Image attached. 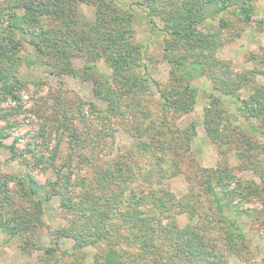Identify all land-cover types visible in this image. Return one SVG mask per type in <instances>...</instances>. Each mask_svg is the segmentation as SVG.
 Segmentation results:
<instances>
[{"label":"trees","instance_id":"16d2710c","mask_svg":"<svg viewBox=\"0 0 264 264\" xmlns=\"http://www.w3.org/2000/svg\"><path fill=\"white\" fill-rule=\"evenodd\" d=\"M252 2L4 0L0 3V106L7 105L0 107V151L4 149L7 160L17 161L24 169L17 175L4 172L0 166V231L8 241L15 240L20 252L28 256L36 253L34 264H85V251L90 248L94 249L93 264H224L223 256H215L204 246L205 238L199 227H190V221L202 197L212 199L219 215L234 200L258 199V188L264 191V171L258 174L262 178V186L258 187L254 181L240 180L229 168L198 175L197 170L187 166L188 181H194L188 194L177 197L169 189L154 188L155 173L170 175L185 162L195 163L189 159L188 151L196 131L192 125L179 130L174 123L172 130L165 116L150 112L143 105L142 97L153 95L150 87L154 81L144 73L147 68L142 46L136 42L134 23L140 12L148 20L150 33L158 31L163 35V53L178 83L176 88L172 85L164 91L154 82L163 111L187 112L192 103V90L187 82L194 72L206 76L214 87L228 94L230 87H237L231 93L241 103L238 114L247 123L246 129L233 126L223 117L216 98H211L204 114V128L212 143L236 151L242 167L256 170L261 162L253 153H264V88L255 87L248 98H240L237 90L248 91L252 85L250 78L231 76L227 68L215 61V48H210L219 37V30L227 28L228 23L221 19L218 28L206 26L224 11L238 12V21L249 25L254 10ZM83 3L94 9L93 19L80 12ZM25 41L33 48L35 59L20 56ZM72 59H81L83 66L74 68ZM99 61L110 73L96 70ZM21 62L28 67H51L57 74L90 81L93 96L100 105L91 104L85 117L81 100L75 115L69 112L61 94L52 105L41 96H30L32 107L27 112L42 123L33 132L34 138L41 142L36 143V148L28 140L17 148L18 139L14 138L11 145H2L17 126L14 118L23 113L26 84L17 76ZM254 71L264 73L261 69ZM126 112L131 116L126 117ZM74 118L84 126L77 128ZM88 119L97 120L99 127H89ZM117 120L129 122L127 129L132 142L124 152L120 150L106 161L102 155L114 139ZM65 135L67 149L62 150ZM165 165L170 169L164 171ZM49 169L52 178L46 174ZM36 173L46 176L43 182L36 178ZM54 198L66 224L50 234V245L43 246L40 230L45 225V204ZM169 209L187 215L189 223L178 227L174 217H166ZM235 209L238 212L237 206ZM243 211L244 216L256 219L254 208ZM234 226L238 240L243 241L244 229ZM62 239L71 243V251H59ZM227 239L233 242L234 237ZM230 242L226 244L233 247ZM131 248L138 254L130 252ZM63 257L70 261L62 262Z\"/></svg>","mask_w":264,"mask_h":264},{"label":"rangeland","instance_id":"374dc122","mask_svg":"<svg viewBox=\"0 0 264 264\" xmlns=\"http://www.w3.org/2000/svg\"><path fill=\"white\" fill-rule=\"evenodd\" d=\"M4 0H0L2 3ZM253 14L251 16L252 21L249 25H244L238 21V12L224 11L223 13L216 14V18L207 23V27L211 28L220 26V20L227 22V28L220 29V35L215 40V43L210 48L214 49V59L221 67L227 68L230 75L237 79L238 76H245L250 78L251 87L247 89L241 88L238 91L240 98H248L253 92L255 87L264 88V73L258 74L254 70L261 69L264 71V0H253ZM211 9V8H210ZM94 9H90L84 3L81 5L80 12L85 18L93 19ZM136 20L134 23L136 42L142 46L144 54L143 62L145 63L146 70L144 73L163 87L164 91L170 90L172 85L175 88L178 83L175 81V76L170 73L171 65L165 59L166 56L163 53V35L158 31L154 34L150 33V26L145 16H142L140 12L136 14ZM214 17V16H213ZM184 54V50H182ZM181 53V54H182ZM175 54V53H174ZM33 48L30 47L27 42L24 43V48L20 52L22 58H33ZM72 66L74 68H81L84 62L81 59H72ZM96 70L99 73H110V70L105 66L103 61L96 63ZM192 71H188V74ZM252 72L255 75H252ZM18 78L26 84V88L22 95L23 108L21 115L17 116L15 122L17 124L14 131L11 133V138L6 140L2 145H11L15 142L14 138L18 139L16 147H22L28 140L36 146V143L41 142L36 140L33 136L34 130L38 129L41 125L34 115L27 112L32 107L30 96L42 97L48 105H52L54 98L61 94L62 98H66L67 106L70 107L69 112L72 114H78L77 105L78 101L83 102L81 107L85 117L89 115L90 105L98 104V100L93 96L92 86L90 81H85L79 77H72L68 74H57L56 70L51 67L33 66L28 67L26 64H22L18 69ZM151 84L152 96L148 97L144 95L142 97L143 105L148 108L150 112H158L161 116H165L171 129L173 123L179 130L186 129L189 126H194L196 135L192 137L189 143V159L194 160V164L191 162H185L183 167L178 169L176 173L170 175H163L158 172L155 173L154 187L156 190L159 188L169 189L170 192L177 197L188 194L194 181H188L187 166L198 171V175H202L204 171L229 168L232 174L240 180H251L257 183L258 187L262 186V178L258 175L264 171V153L259 154L261 151L253 153L258 157L261 162V167L256 170H252L248 167H242L237 159L236 151L227 148L224 145H216L212 143L205 131V117L208 106L210 105L211 98H216L220 101V108L223 109V117L228 118L229 122L240 129H246L247 123L239 116L241 103L237 97L231 92L236 90L234 85L230 87L227 92L214 87L213 83L204 75L194 74L192 78L188 80V87L191 88L190 92L192 103L187 112L173 113L168 110L163 111L161 100L159 98L158 91L155 87L156 83ZM35 84H37L35 86ZM155 86V87H154ZM181 88V87H180ZM179 88V89H180ZM177 89H174L175 92ZM232 90V91H231ZM146 103V104H145ZM7 105H1L0 107H6ZM179 112V111H178ZM131 116L126 112V117ZM77 128H82L84 124L78 123V118H74ZM91 121L90 125L88 124ZM115 126L114 139L112 143L108 144L106 151L102 159L106 161L111 159V156L118 151L126 150L132 139L129 137V131L127 124L117 120ZM86 123V122H85ZM87 125L89 127H99V123L95 119H88ZM173 130V128H172ZM63 142L61 143L62 150L67 149V137L63 136ZM53 144V143H51ZM33 146V145H32ZM112 147V148H111ZM35 148V147H32ZM37 148V146H36ZM20 149V148H19ZM40 149V148H39ZM62 154H64L62 152ZM101 156V155H100ZM8 153L2 149L0 151V166L6 173L19 174L24 171L23 167L17 161H8ZM169 156L166 158L168 159ZM102 159H99L102 161ZM169 161V159H168ZM60 160L55 164L59 166ZM3 164V166L1 165ZM239 167L242 169L239 170ZM164 171L170 169L168 165L164 166ZM183 170V171H182ZM83 173V172H81ZM80 173V174H81ZM48 177H53L52 169L47 171ZM162 176V177H161ZM45 175L36 173V178L43 182ZM163 180H158V179ZM197 182V179H194ZM264 183V182H263ZM264 186V184H263ZM258 199L254 198L250 202H232L229 203V209L225 208L224 212L219 215L214 210L212 199L202 197L198 204V210H196L194 218L190 221L189 217L185 214H176L173 209H169L166 212V217H174V224L179 227H185L190 221V227L200 229L201 234L204 236V246L209 248V252H212L215 256H223L224 264H264V191L259 189ZM159 195V194H158ZM263 202V203H262ZM223 204H227L226 200L222 201ZM238 207V212L235 207ZM246 208H254L256 210V219L252 220L247 216H244L243 210ZM45 215L43 223L45 224L41 228L42 245L48 246L51 244V236L55 230L61 228L66 224L62 212L59 207V202L56 198L52 199L45 204ZM260 212V213H258ZM180 214V215H179ZM178 215V216H177ZM213 216V218H212ZM255 217V216H254ZM238 225L240 229H244V240H238V233L236 227ZM198 230V229H197ZM232 234V235H231ZM234 237L233 242L228 241V237ZM230 240V239H229ZM227 242L233 243V247H228ZM59 251H71V243L65 239L59 242ZM210 248H213L211 250ZM94 249L90 248L85 251V264H93ZM129 250V249H127ZM130 252L138 251L131 248ZM58 256V255H57ZM62 262H69L67 257H63ZM37 254L26 255L17 247V242L8 241L4 233L0 231V264H34L37 260Z\"/></svg>","mask_w":264,"mask_h":264}]
</instances>
